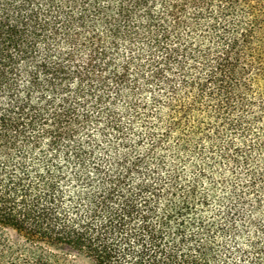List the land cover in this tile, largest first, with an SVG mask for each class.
Returning <instances> with one entry per match:
<instances>
[{"label":"trees","instance_id":"1","mask_svg":"<svg viewBox=\"0 0 264 264\" xmlns=\"http://www.w3.org/2000/svg\"><path fill=\"white\" fill-rule=\"evenodd\" d=\"M0 264H264V0H0Z\"/></svg>","mask_w":264,"mask_h":264}]
</instances>
